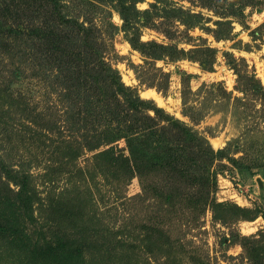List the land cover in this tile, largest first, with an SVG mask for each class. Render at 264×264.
<instances>
[{"label":"rangeland","instance_id":"obj_1","mask_svg":"<svg viewBox=\"0 0 264 264\" xmlns=\"http://www.w3.org/2000/svg\"><path fill=\"white\" fill-rule=\"evenodd\" d=\"M60 1L64 3L63 12L78 9L83 13L84 10L88 11L91 22L102 24L104 30L108 28L105 25L107 21L117 26L112 41L115 53L112 62L123 82L136 86L141 97L153 99L158 106L205 135L214 149L223 148L228 143L233 145L238 138H246L240 142L241 147L230 146L228 152L229 156L244 157L242 163L250 167L238 170L227 158L216 160L212 166L218 172L214 197L217 202L236 203L241 207L256 209L259 214L253 220H238L223 225L213 219L209 208L200 212L184 190L177 193L173 205H167L158 189L163 184L162 178L135 174L128 178L120 175L116 180L98 172L90 154L80 155L79 152L75 160L67 157L68 150L64 144L57 148L48 139L47 132L40 128L49 120L64 118L58 100L59 88L56 85L42 86L45 77L36 74L39 60L25 61L17 53L19 41L0 30V173H6L8 168H2L5 164L21 174L26 173L30 178L28 188L32 196L31 217H27L25 231L21 233L23 243L22 239L12 241L11 237H4L0 233V264L251 263L243 257L245 253L241 246L230 244L227 238L231 232L251 235L264 227L261 216L264 212V134L244 131L236 119L231 120L227 113L221 112H210L200 121L191 122L182 113L180 71L194 75L190 80L193 91L203 82L217 81H222L228 90H232L236 76L225 64L222 55L223 51H229L236 57H244L264 85V48L252 47L250 51L233 48V41H216L199 28L186 31L179 23L172 26L169 37L161 28L142 27V40H156L190 49L193 44L203 42L197 38L201 36L208 45L219 49L213 71L202 70L197 62L187 59L174 63L156 61V67L170 73L169 86L163 93L154 86L140 84L136 78L131 63H142V57L125 41L120 29L122 19L116 8L111 7L112 1L91 0L99 9L82 6L81 0ZM172 1L185 9L201 10L211 15L189 0ZM151 2L153 0H138L135 4L138 9L144 10L149 8ZM35 6L38 7V4ZM12 8L14 11L3 23L6 28L11 23H18L17 15L22 12L21 9L15 15L17 8L15 5ZM43 13L33 12L37 25L41 20L53 26L58 24L55 14H51L47 20ZM245 13L250 28L264 21V10L247 8ZM79 18L83 20L82 16ZM212 18L216 19L214 16ZM206 25L214 27L212 22ZM234 31L239 32L237 39L250 41L248 30L242 29L236 22ZM6 42L11 45L8 50L11 51L10 58L2 53ZM18 67L24 70L21 79L14 78L11 73ZM55 86L56 93L52 94L49 89ZM4 87L12 95H8ZM148 92H155L163 104L143 95ZM55 102L58 103L57 107ZM40 111L42 114L35 118ZM62 134L65 135V130ZM3 187L0 184L2 191ZM8 212L5 209L1 214L7 217ZM14 224L18 236L21 229L19 220L16 219ZM48 243H60L63 251L56 249L48 252Z\"/></svg>","mask_w":264,"mask_h":264},{"label":"trees","instance_id":"obj_2","mask_svg":"<svg viewBox=\"0 0 264 264\" xmlns=\"http://www.w3.org/2000/svg\"><path fill=\"white\" fill-rule=\"evenodd\" d=\"M110 1L122 19L120 29L125 41L142 57V63H131L136 78L140 84L154 86L163 93L169 86L170 73L156 67V61L174 63L187 59L197 62L202 70L213 71L219 49L208 45L201 36L197 38L203 42L193 44L190 49L156 40H142V27L161 28L169 37L172 26L179 23L186 31L199 28L216 41H233V48L246 51L252 47L264 48V21L250 28L245 13L247 8L264 10V0H189L211 15L201 10L185 9L172 0H153L144 10L136 7L138 0ZM80 3L99 9L91 0H81ZM0 5V30L19 41L17 53L25 61L39 60L36 74L45 77L42 86L56 85L59 88L58 100L64 118L49 120L40 128L47 132L48 139L57 148L64 144L67 157L75 160L79 152L80 155L90 154L98 172L116 180L120 175L128 178L135 174L162 178L163 184L158 189L167 205H173L177 193L184 190L200 212L209 208L213 219L223 225L253 220L259 214L256 209L217 202L214 197L218 172L212 166L216 160L227 158L238 170L250 167L242 163L244 157L229 156L228 152L230 146L241 147L240 142L246 138H238L233 145L228 143L223 148L214 149L205 135L158 106L153 99L141 97L136 86L126 85L112 62L115 54L112 41L118 29L115 24L107 21L108 28L104 30L102 24L91 22L88 11L63 12L64 3L60 0H1ZM12 5L17 8L15 15L21 9L22 12L17 15L18 23H11L6 28L3 23L14 11ZM38 10L44 11L47 20L55 14L58 24L53 26L41 20L37 25L33 12ZM208 22L214 27L206 25ZM235 22L248 30L249 42L237 39L239 32L234 31ZM4 46L2 53L10 58L11 51L8 50L11 45L6 42ZM222 55L236 76L233 89L228 90L222 81H217L203 82L193 91L190 80L194 75L180 71L183 115L191 122H197L210 112L227 113L244 131L264 134L263 83L244 57H236L229 51H223ZM11 73L14 78L21 79L24 70L18 67ZM56 86L49 89L52 94L56 93ZM4 90L12 95L7 87ZM41 114V111L38 115L36 113L35 118ZM64 130L65 135L62 134ZM2 168L8 169L6 173H0V184L4 185V191L0 189V233L11 237L12 241L20 240L27 217H31L30 178L6 164ZM5 209L10 211L7 217L1 214ZM261 216L264 220V212ZM16 219L21 225L18 236ZM227 240L241 246L245 253L243 257L251 261L248 264H264V227L251 235L231 232ZM59 244L48 243L47 251H63Z\"/></svg>","mask_w":264,"mask_h":264},{"label":"bare ground","instance_id":"obj_3","mask_svg":"<svg viewBox=\"0 0 264 264\" xmlns=\"http://www.w3.org/2000/svg\"><path fill=\"white\" fill-rule=\"evenodd\" d=\"M143 95L144 96L152 97V98L156 99V101H158V103L163 104L162 99L155 92H153V93L152 92L143 93Z\"/></svg>","mask_w":264,"mask_h":264}]
</instances>
